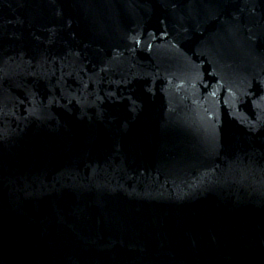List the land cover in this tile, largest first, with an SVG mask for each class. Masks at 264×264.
Masks as SVG:
<instances>
[{
    "label": "water",
    "instance_id": "water-1",
    "mask_svg": "<svg viewBox=\"0 0 264 264\" xmlns=\"http://www.w3.org/2000/svg\"><path fill=\"white\" fill-rule=\"evenodd\" d=\"M0 264H264V0H0Z\"/></svg>",
    "mask_w": 264,
    "mask_h": 264
}]
</instances>
